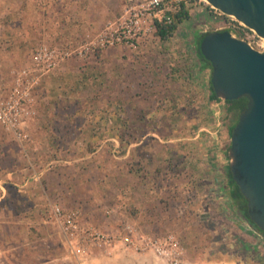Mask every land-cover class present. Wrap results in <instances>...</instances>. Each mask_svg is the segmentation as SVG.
Returning <instances> with one entry per match:
<instances>
[{"label": "rangeland", "instance_id": "374dc122", "mask_svg": "<svg viewBox=\"0 0 264 264\" xmlns=\"http://www.w3.org/2000/svg\"><path fill=\"white\" fill-rule=\"evenodd\" d=\"M177 1L165 0V3ZM185 4L189 12L188 19L178 26L172 37L163 40L172 43L175 49L157 50L165 52L164 60L160 62V67L164 69L163 78L170 74L176 76L180 87L186 82V77L190 78L187 97L172 95L169 90L176 83L174 80L164 94L152 89L146 95H139L138 84L143 80L139 74L150 61H136L137 54H125L123 48L113 47L95 51L94 57L89 55L77 61L71 59L56 68L44 81L41 80L36 90L35 112L31 116L34 118L30 122V130L25 129L27 140L20 142L14 139L0 126L1 183L6 184L5 178L9 172L16 175L15 181L21 185L26 183L29 174L40 175L32 185L27 186L28 190L24 187L22 190L25 191L19 192L21 197L14 193L6 195L7 199L16 202L12 212L6 208V216H14L18 204H21L17 206L21 216L32 215L34 205L48 208L52 203H59L54 197L61 194L73 202L72 208L78 209L84 220L103 223L113 212L119 210L122 213L123 185L125 179L129 180L127 169L137 172L141 166L145 168L146 164L147 170L160 169L164 163L162 149L171 147L162 140L171 136L190 138L199 133L197 138L209 139L211 135L213 141L211 133L215 132L225 159H218L220 151L216 148L215 155L209 161V168L213 172L210 173L209 183L202 190L179 196L181 204L185 201L187 204L196 203L194 209L188 207L189 210L184 211L187 219L181 220L182 224H166L160 228L174 231L185 249V259L191 264H264V236L238 213L228 197L227 189H224L227 182L229 128L224 126L220 106L208 105L206 92L201 85L202 69L196 56L195 41L198 33L213 30V26L208 24L210 16L206 10H202L203 3L199 0H189ZM200 12L205 13L206 17L202 18ZM204 23H207V28ZM11 29L0 28L1 93L11 82L10 70L25 66L35 47L47 42L41 37L42 28L31 34L28 42L17 41ZM148 40L162 41L156 35ZM17 45L22 49L13 50L12 47ZM26 45H29L28 50ZM168 51L176 54L168 55ZM7 56H11L10 59ZM114 69L115 74L112 73ZM131 104H141L156 112L143 114L147 118L139 114L144 125L125 130L122 128L123 119L128 113L123 110ZM182 104L189 106V109L181 114L179 122L173 123L175 115L171 110ZM159 116L165 123L159 122ZM140 138L144 139L140 145L125 143L129 140L136 142ZM129 148V156L124 157ZM193 148L197 152L199 147ZM139 152L143 154V163L135 159V154ZM144 171L141 173L147 179L149 172ZM166 195L158 202L162 208L172 203L168 200L171 195L167 198ZM9 205L12 206L11 203ZM107 210L112 212L107 214ZM44 212V216H49L47 209L38 210L35 215L40 218ZM109 223H112L110 219ZM136 227L142 229L139 225ZM47 242H40L41 250L51 245ZM49 250L54 259L50 264H72L64 257L66 251L63 245L58 243ZM17 258L20 261L27 257L12 256L10 251H5L0 255V264H15ZM133 258H130L129 264H162L151 254H138Z\"/></svg>", "mask_w": 264, "mask_h": 264}, {"label": "crops", "instance_id": "0c3cea01", "mask_svg": "<svg viewBox=\"0 0 264 264\" xmlns=\"http://www.w3.org/2000/svg\"><path fill=\"white\" fill-rule=\"evenodd\" d=\"M123 4V0H0V28H12L11 32L15 33V38L19 42H28V40L31 39L30 35L35 34L40 28H42L41 37L43 40H46L54 46L71 47L82 40L94 36L108 20L117 17L121 13ZM200 13L202 18L206 17L205 13ZM5 24H7V26ZM149 38L151 37L141 40L133 49H128L124 46H116L123 48L125 54H137L138 57L136 58L138 59H136V61H150L147 65H144L142 72L139 74L143 79L140 81V84H138L139 95H146L148 94V91H152V89L164 94L167 92L168 87H171L170 82L174 80L176 83H174L171 88L172 90H169L172 95L174 97H183L186 95L187 97L189 95L190 78L186 77V82L183 81L184 85L180 87V81L176 80V76H173L172 74L167 75L165 78L162 76L164 69L163 66L160 67L162 65L160 62L164 60L165 52H160L158 50H168L170 48L175 49L174 46L168 41L162 40L160 42H152L148 40ZM165 45L167 46L165 47ZM12 48L16 51L20 50V48L22 49L20 45ZM25 48L28 50L29 45H26ZM152 49L158 50L152 52ZM8 53L7 55H10ZM170 54L173 55L176 54V52H169L168 55ZM150 55H153L154 57ZM11 56H7V58L10 59ZM90 56L94 57L95 53H91ZM22 57H24V54ZM30 58L31 55L27 62H29ZM77 60L79 59H74V61ZM199 67L202 69V88L205 90L206 95H209L210 92L207 91V87L209 89L210 68L201 62H199ZM66 68H68V66ZM55 70L47 73L42 80L44 81L49 75L54 73ZM115 70L116 69H114V71L112 70L113 74H115ZM37 88L35 89V98L37 96ZM207 102L208 105L211 106L217 105L211 103L208 98ZM188 107L189 106L182 104L171 110L175 115L173 116V123L179 122L178 119L182 118L181 114L188 111ZM123 112L126 114L128 113V115L123 119L124 125L122 128L130 130L132 128H141L144 125L143 118L139 114L149 115V113H155L156 111L150 110V108L141 104H131L126 107ZM145 117L147 118V115ZM33 118L34 117H30L26 121V130H30V122ZM112 118H114V116ZM158 118L160 123H165L162 117L159 116ZM179 126L180 125H178V127ZM217 131L218 133L220 132L219 126L217 127ZM198 134L199 133L190 138L171 136L166 140H162L163 143H169L168 145L171 147H165L162 149L163 152L161 153V157L162 162L165 164L162 163L159 170H150L149 168V170H147V164L145 165V168L141 166L142 164L139 165L141 167L137 172L135 169H127L126 172L129 173V180L125 179L126 183L123 185V193L125 194L122 201V213L117 210V213L113 212V214L107 216V222L103 221V223L100 222L98 224L102 228L110 230L120 222L128 221L141 226V232L155 235L174 232L172 230H163L160 226L166 224H182V221H184L185 218L187 219L186 215H184V211L189 210V208L193 210L196 204H187L185 201L182 203L183 205L185 204V206H183L179 203V196L202 190L204 189V185L209 183L210 173H213L211 171L212 169L209 168V161L212 155H215L216 148L220 151V153H218V159L222 161L223 158L225 159V155L221 153V142L219 140L217 141L215 132L211 133L213 135V141L210 139L211 135L209 136V139H202L197 138L199 136ZM143 140V138H140L136 142L129 140L125 143H128L129 145H140ZM195 146L199 147L197 152H195L196 148L195 150L193 148ZM204 146L207 148H204ZM130 149L131 148L125 153L124 157L129 156ZM138 150H140V148ZM168 151L170 153H168ZM135 156L136 160H139L141 163L145 162L142 159L143 154H141V152L135 154ZM222 161H220V163ZM168 163H170V166ZM143 171L149 172V174H147V179L143 177L144 173H141ZM134 172H136V174ZM33 174L34 173L29 174L28 178H26L27 183L22 185L15 181L16 175L12 172L6 174V184L1 183L3 180H0V244H3L0 248V255L5 251H10L12 256L27 257L20 261H18L17 258V263L14 262L15 264H50L54 259L52 258L53 254L49 248L51 246H56L59 243V245H63L66 251L64 252L65 259H69V257H67L68 249L65 238L58 232L56 226L52 222L50 214L49 216H44V212L43 216L40 218H37L35 215L38 210L44 211L47 209V211H50L49 207L51 204L48 207L49 209L45 206L37 208L35 205L33 206V209H31L32 206H30L29 208L32 211V215L29 216H21V212L17 208V206L21 204H16L15 215H5L6 208H10L12 212L16 203H14L12 199H7L6 195L14 193L21 197L19 192L25 191L28 188L27 186L29 184L32 185L35 181L34 179H31ZM24 187L25 190H22ZM165 194H168L169 196L171 195L168 200H171L172 203L169 206L162 208L161 204L158 202ZM168 195L165 197L167 198ZM55 196L54 200L59 203L52 204L63 205L62 208L64 209H70L73 207L71 204L73 202L68 200L67 196H61V194H56ZM10 203L12 206L9 205ZM67 205L69 207H66ZM173 210L175 212H173ZM109 219L112 223H109ZM52 231L54 233H52ZM43 233H46V235H43ZM54 235H56L58 241H56ZM41 241H48L47 243L51 245L49 247L46 245L47 247H45L44 250H41ZM135 255L138 254L130 251H117L114 252L111 257H108L104 252L100 251L97 253L95 252L88 262L89 264H129L128 261L130 258L135 257ZM134 259L137 258H133V260Z\"/></svg>", "mask_w": 264, "mask_h": 264}, {"label": "built area", "instance_id": "2783aa9c", "mask_svg": "<svg viewBox=\"0 0 264 264\" xmlns=\"http://www.w3.org/2000/svg\"><path fill=\"white\" fill-rule=\"evenodd\" d=\"M123 2L121 13L108 20L94 36L71 47L41 42L25 66L10 70L11 82L3 89V93L2 90L0 92V126L5 132L20 142L27 140L25 123L35 112V89L47 73L71 59H86L95 51L116 46L133 49L141 40L155 35L157 21L165 18L170 22L165 14L167 11L176 10L174 2L166 4L165 0ZM199 2L203 3L202 10L208 12V24L213 26V30H228L255 49L264 50V38L253 29L212 7L207 1ZM206 24L204 26L207 28ZM39 178L37 173L31 176L34 180ZM111 212L106 211L107 214ZM49 214L58 232L65 238L68 260L72 264H89L93 254L100 251L108 257L117 251H130L140 255L151 254L162 264H191L185 259L183 244L174 232L163 235L141 232L128 221L106 230L94 222L84 220L78 209H64L58 204H51Z\"/></svg>", "mask_w": 264, "mask_h": 264}, {"label": "water", "instance_id": "95a60500", "mask_svg": "<svg viewBox=\"0 0 264 264\" xmlns=\"http://www.w3.org/2000/svg\"><path fill=\"white\" fill-rule=\"evenodd\" d=\"M264 38V0H205ZM211 65L212 92L220 100L246 99L227 150L231 177L246 200L248 219L264 231V50L228 30H211L199 41Z\"/></svg>", "mask_w": 264, "mask_h": 264}, {"label": "trees", "instance_id": "16d2710c", "mask_svg": "<svg viewBox=\"0 0 264 264\" xmlns=\"http://www.w3.org/2000/svg\"><path fill=\"white\" fill-rule=\"evenodd\" d=\"M186 0H179L177 2H174L176 6L175 11H167L165 14L170 18V22H167L165 18L161 19L160 21H157V30L155 32V35L158 36L161 40H166L169 37H172L175 32L178 29V26L183 23L186 19L189 17L188 8L186 6ZM208 32V31H206ZM198 33L196 35V56L199 60V62L204 63L210 68L211 71V65L210 63L204 59L202 54L199 50V41L201 37L206 33ZM211 77V72H210ZM210 83V81H209ZM209 92L210 94L207 95V98L211 101V103L217 104L220 106L223 116L222 120L224 123V126L227 125L229 128V136L231 135V131L237 122L238 116L240 111L246 106V99L241 97L239 99L235 100H220L216 97V95L212 92L211 83L209 86ZM229 120H231V123H229ZM230 144V143H229ZM229 148V145H228ZM227 182L224 187V189L228 191V197L232 201V205L236 207V210L240 215L248 221V223L251 224V222L248 219L247 215V209H246V200L242 196V194L239 191L238 186L235 184L231 177L230 169L227 166ZM253 227H255L253 224H251ZM263 236L264 231L259 230L257 227H255Z\"/></svg>", "mask_w": 264, "mask_h": 264}]
</instances>
